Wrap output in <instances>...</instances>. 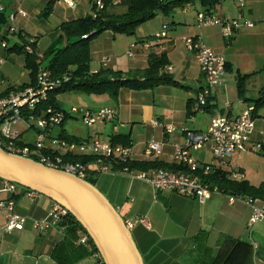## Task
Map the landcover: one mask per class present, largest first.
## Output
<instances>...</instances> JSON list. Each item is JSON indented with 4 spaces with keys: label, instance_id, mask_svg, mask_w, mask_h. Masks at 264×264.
<instances>
[{
    "label": "crops",
    "instance_id": "1",
    "mask_svg": "<svg viewBox=\"0 0 264 264\" xmlns=\"http://www.w3.org/2000/svg\"><path fill=\"white\" fill-rule=\"evenodd\" d=\"M92 3L93 0H75V5L70 7L64 0H0V6H3L0 10V96L6 95L10 88L33 82L31 70L25 65L26 56L13 48L34 38L36 49L44 51L60 33L61 23L92 13ZM244 3L246 10L242 12L243 18L253 22V26L241 25L232 37L223 36L218 25L199 26L196 18L198 11L191 12L185 7L175 14L174 19L171 18V22L166 16L156 22L151 19L140 24L134 36L106 30L91 39L88 44L91 71L102 67L122 72L143 69L148 65L151 51L160 53L165 50L166 66L171 67V70L165 71L173 76L177 84L146 89L123 86L116 97L107 93L75 91L71 107L78 108L80 112L111 107L116 111V118L86 126L83 121L67 119H78L80 114H68L48 136L75 142L88 139L125 144L131 148L132 160L174 163L173 144L183 145L186 139L182 128L207 131L214 116L236 117L246 107L254 106V100L264 92V71H261L264 68V0H245ZM110 8L115 11L117 5ZM18 9L25 11V15L18 14ZM10 14H15L13 21L9 19ZM164 24L169 25L166 39L156 41L154 45L141 44L135 47L131 56L127 54L131 42L152 37ZM10 26L15 30L9 31ZM186 37L201 38L227 63L223 83L213 88L207 104L199 110L195 109L196 96L205 84V78L194 53L185 45ZM3 41L6 47L1 44ZM238 74H252L246 79L243 95L238 92ZM57 94L55 100L59 97ZM189 100H192V105ZM69 107L60 108L68 111ZM189 110L193 114L190 115ZM255 115L258 118L251 140L264 145V122L259 119L264 117V110L259 108ZM155 120L172 125L177 130L166 133L162 126L153 124ZM16 127L20 132L17 144L33 147L39 133L36 125L24 120ZM150 140L162 143L161 153L153 158L144 154L145 145ZM44 146L45 151L51 152L48 150L49 137ZM55 152L62 156H87L76 149ZM255 152L264 155V146ZM190 153L199 164L212 161L208 148L191 150ZM242 153L235 152L219 167L229 177L233 172H241L245 176L243 180L257 186L246 179L241 166L233 167L232 162L238 159L235 156ZM87 163L92 170L95 168L92 161ZM90 176L123 218L134 221L131 231L145 264H223L235 239L250 246L249 256L243 259L242 264H264V221L250 223L252 206L245 201L230 203L228 194L223 192L214 193L200 202L197 198L185 197L170 190L154 189L148 182L124 173L92 172ZM242 195L255 205L264 201ZM9 199H14L15 211L25 217V224L21 230L4 232L5 212L0 210V264H55L51 251L64 237L63 228L57 225L40 231L33 227L34 220L48 214L53 201L41 194L29 197L22 187L15 192L6 191L0 179V201ZM139 218H145L149 226L139 223ZM79 241L83 242L80 238ZM94 261L90 253L77 264H94ZM229 264H240V261Z\"/></svg>",
    "mask_w": 264,
    "mask_h": 264
},
{
    "label": "built area",
    "instance_id": "2",
    "mask_svg": "<svg viewBox=\"0 0 264 264\" xmlns=\"http://www.w3.org/2000/svg\"><path fill=\"white\" fill-rule=\"evenodd\" d=\"M64 2L72 7L75 5V0H64ZM96 9H100L104 5V0H93ZM244 0H238V6L244 7ZM3 10V6H0ZM20 15H25V11L18 9ZM15 14H10L9 19L13 21ZM197 23L199 26L218 25L221 28L222 35L232 37L234 32L241 26L251 27L253 22L243 18L242 13L237 18L225 19L220 18L213 13L198 11L196 14ZM168 25L164 24L160 31L156 32L153 37L157 41L167 38ZM9 31H14L15 28L10 26ZM86 35L83 36V38ZM34 38H30L25 50L32 53ZM185 45L189 51H192L199 64L200 70L205 78V84L200 88L196 96V110L202 109L207 104V99L212 95V90L215 86L223 83V76L226 72V60L222 55L216 54L208 47L199 37H186ZM3 47L6 43L3 41ZM144 44V43H142ZM141 44L131 42L127 54L131 56L135 47ZM38 58H42V53H36ZM106 59L103 60V63ZM166 71L171 70L170 66L165 67ZM64 79L52 78L48 69L39 65L35 83L25 87L17 86L10 90L6 95L0 96V147L8 152L20 154L26 157H37L39 162L50 166L62 169L86 179L92 172L99 173H124L130 176L137 177L148 182L154 189L170 190L185 197L197 198L200 202L206 201L214 193H223V191L210 182L205 181L204 177L211 173L214 167H219L226 163L235 152L259 151L262 149L261 142H253L251 140L252 131L255 128L257 116L254 112V106L246 107L243 112L236 117L227 115H216L212 118L210 128L207 131H193L187 128H182L181 131L186 135L183 145L174 143V162L186 166V169L168 170L165 168H152L146 171H138L130 169L128 166H121L119 169H114L115 165L131 160L132 151L129 145H118L111 142H102L98 140H81L78 142L68 141L61 137H50L48 133L53 127L61 125L66 115L80 114V118L86 126H91L96 122H110L116 118V111L111 107H103L97 110L79 111L76 107H71L68 111H63L49 106L44 110L43 115L35 116L30 112L43 100L46 99L49 92L59 88ZM24 111L27 113L25 114ZM264 122V117H259ZM24 120L34 123L39 129L37 139L33 147L26 145H18L17 141L20 135L16 125ZM154 125L162 126L166 133H171L177 130L172 125L153 121ZM50 138V147L48 150L69 151L76 149L80 153L92 157V162L95 168L92 170L88 163L82 162H63L60 155L56 154L51 157L49 154H44L45 140ZM208 148L211 153L212 161L207 164H199L195 157L190 153L191 150ZM162 143L150 140L146 143L144 154L148 158H153L161 153ZM57 153V152H55ZM231 178L237 181L244 179V174L241 172H233ZM4 190L15 192L19 185L3 181ZM27 196L34 197L38 193L26 190ZM228 202L232 203L237 200L245 201L252 206V213L249 218L250 223L256 221H264V201L261 204L255 205L251 199L244 197L242 194H228ZM14 199L0 201V210L5 212L4 232L10 233L13 230H21L25 224V217L15 211ZM68 211L61 205L53 202L48 214L39 220L33 221V227L40 231L48 227L57 226L60 221L67 217ZM126 226L131 229L134 226V221L124 219ZM138 222L149 226L145 218H139ZM89 239L87 234H83L80 240L86 242ZM95 259L94 264H103L102 259L97 252L93 251Z\"/></svg>",
    "mask_w": 264,
    "mask_h": 264
},
{
    "label": "trees",
    "instance_id": "3",
    "mask_svg": "<svg viewBox=\"0 0 264 264\" xmlns=\"http://www.w3.org/2000/svg\"><path fill=\"white\" fill-rule=\"evenodd\" d=\"M195 1H199L202 5L203 10L200 11L213 13L221 0H104L102 8L96 9L94 3H92V13L61 23L60 33L44 51L41 52L36 49V42L32 43L34 50L32 53L25 50L27 41L23 45H16L13 49L26 56L25 65L31 70L33 82L29 85L35 83L39 65L48 69L52 78L65 80L59 88L49 92L46 99L41 101L30 113L41 116L49 106L62 110L55 101V95L64 90L72 89L96 94L107 93L112 97H116L118 90L123 86L146 89L162 84H177L173 76L165 71V66L168 64L165 50L160 53L151 51L148 56V65L143 69L122 72L102 67L93 72L90 70L88 44L91 39L106 30H110L115 34L124 33L134 36L136 28L140 24L153 19L157 14L162 13L170 16L176 8H185ZM117 4L122 5L125 10L122 12L112 11L110 7ZM84 35L86 37L83 38ZM156 41L153 36H148L134 42L138 44L152 43L154 45ZM37 52L42 53V58L37 57ZM261 71H264V68ZM251 75L238 74L239 95H243L246 79ZM25 86L28 85H20L22 88ZM12 89L14 87L9 90ZM192 103V100H189V104L192 105ZM262 105H264V92L254 100V112L259 110ZM24 113L27 112L24 111ZM189 114H193V111L189 110ZM43 153L49 154L51 157L58 154L47 151H43ZM60 157L63 162L87 163L92 161V157L83 155H60ZM31 158L39 161L37 157ZM124 165L138 171H146L152 168L186 169V166L176 162L164 163L157 160L132 159L121 162L113 168L119 169ZM204 178L205 181L218 186L226 194H244L253 198L264 199V181L259 186L250 185L245 180L237 181L229 177V174L220 167H214L211 173ZM86 180L95 184V179L91 176H88ZM58 225L63 228L64 237L54 245L51 251V257L55 264H77L96 250L90 239L84 243L79 241L80 236L86 233L69 213ZM249 252L250 246L248 243L235 239L233 247L228 252L223 264H229L232 261H240V264H242L243 259L249 256Z\"/></svg>",
    "mask_w": 264,
    "mask_h": 264
},
{
    "label": "water",
    "instance_id": "4",
    "mask_svg": "<svg viewBox=\"0 0 264 264\" xmlns=\"http://www.w3.org/2000/svg\"><path fill=\"white\" fill-rule=\"evenodd\" d=\"M0 179L65 208L85 231L103 264H145L123 216L95 184L2 147Z\"/></svg>",
    "mask_w": 264,
    "mask_h": 264
},
{
    "label": "rangeland",
    "instance_id": "5",
    "mask_svg": "<svg viewBox=\"0 0 264 264\" xmlns=\"http://www.w3.org/2000/svg\"><path fill=\"white\" fill-rule=\"evenodd\" d=\"M186 7L189 11L195 12V13L196 11L203 10V7L199 1H195L193 4L187 5ZM124 10L125 8L122 5L117 4V8L115 10L116 12H122ZM245 10H246V7L240 8L238 6V0H221L220 3L216 6L213 14L219 16L220 18L225 17L226 19H232V18H237L238 15L242 12L245 13L244 12ZM180 11H181V8H176L170 16L159 13L157 17L153 18V21L155 22L159 21V19H161L162 17H166V16L168 17L167 19H169L170 21L174 19L175 14ZM155 22H151V23L153 24ZM73 92H75V90H72V89L58 92L57 95L59 97L55 100L56 103L60 107L62 106L71 107V104H74L73 103L74 97L72 96ZM260 108L264 110V105H262ZM67 119L77 121V122L82 121V119L79 117L78 119H73V118H67ZM237 157L238 159L236 160L239 163H237V161H233L232 162L233 167L237 168V166H241L245 170V175L247 176L246 179L251 184L258 186L262 178H264V155H261L255 151H245L244 153L235 156V158Z\"/></svg>",
    "mask_w": 264,
    "mask_h": 264
}]
</instances>
